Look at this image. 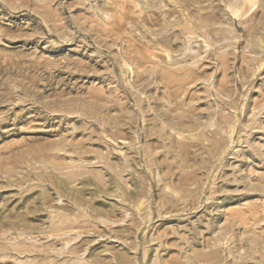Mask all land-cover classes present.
I'll return each instance as SVG.
<instances>
[{
	"label": "rangeland",
	"instance_id": "obj_1",
	"mask_svg": "<svg viewBox=\"0 0 264 264\" xmlns=\"http://www.w3.org/2000/svg\"><path fill=\"white\" fill-rule=\"evenodd\" d=\"M263 17L0 0V264H264Z\"/></svg>",
	"mask_w": 264,
	"mask_h": 264
},
{
	"label": "bare ground",
	"instance_id": "obj_2",
	"mask_svg": "<svg viewBox=\"0 0 264 264\" xmlns=\"http://www.w3.org/2000/svg\"><path fill=\"white\" fill-rule=\"evenodd\" d=\"M217 7H219V6H217ZM235 7H236V6H235ZM233 8H234V7H233ZM217 9H218V8H217ZM217 9H216V10H217ZM221 9H222V8H221ZM237 10H238V9H237ZM214 11H215V10H214ZM220 11H221V10H220ZM218 13H219V11H218ZM222 13L225 14V12H222ZM222 13H221V14H222ZM215 14H216V13H215ZM221 14H220V15H221ZM227 14H228V13H227ZM220 15H219V16H220ZM215 16H216V15H215ZM217 17H218V16H217ZM222 17H224V15H223ZM263 19H264V17H263ZM259 23H260V21H259ZM251 25H252V24H251ZM251 25H250L249 27H250V29H251V30H250L251 33L253 34V35L251 34V37H252L253 39H250V40H252L253 42H255V44H257L258 47H259V46H262V45H263V42H264V34H263V35L261 34V33L264 31V27H263V25H262V26H256V27H255V26H254L255 24H253V25H252V26H254L253 29L251 28ZM257 25H258V23H257ZM249 27L247 26L248 31H249ZM250 31H249V32H250ZM246 32H247V31H246ZM249 32H248V33H249ZM219 34H220V33H219ZM257 34H259V35H257ZM217 35H218V33H217ZM249 36H250V35H249ZM249 36H248V37H249ZM262 36H263V37H262ZM255 39H256V40H255ZM262 41H263V42H262ZM253 42H252V43H253ZM260 42H261L262 45H260ZM252 43H251V44H252ZM253 44H254V43H253ZM253 44H252V45H253ZM254 46H255V45H254ZM262 64H263V63H262ZM262 64H261L260 66H262ZM263 65H264V64H263ZM258 67H259V66H258ZM259 68H260V67H259ZM259 68H258V69H259Z\"/></svg>",
	"mask_w": 264,
	"mask_h": 264
}]
</instances>
